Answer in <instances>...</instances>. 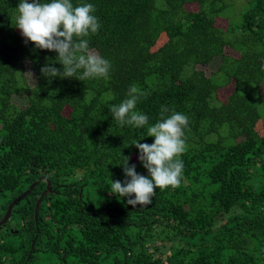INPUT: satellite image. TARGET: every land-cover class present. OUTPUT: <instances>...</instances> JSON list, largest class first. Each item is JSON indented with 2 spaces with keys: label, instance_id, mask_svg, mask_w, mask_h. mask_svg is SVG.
<instances>
[{
  "label": "trees",
  "instance_id": "trees-1",
  "mask_svg": "<svg viewBox=\"0 0 264 264\" xmlns=\"http://www.w3.org/2000/svg\"><path fill=\"white\" fill-rule=\"evenodd\" d=\"M246 1L224 29L226 0H72L94 5L100 28L85 39L111 64L108 79L82 81L42 75L63 70L58 53L26 42L19 0H0V220L38 178L53 187L37 220L45 181L0 226V264H264V95L241 88L264 82V0ZM216 57L208 75L200 66ZM132 85L147 93L135 110L149 125L162 106L188 117L179 186L134 208L110 192L127 157L149 175L131 144L154 142L147 125L121 126L110 111Z\"/></svg>",
  "mask_w": 264,
  "mask_h": 264
},
{
  "label": "clouds",
  "instance_id": "clouds-1",
  "mask_svg": "<svg viewBox=\"0 0 264 264\" xmlns=\"http://www.w3.org/2000/svg\"><path fill=\"white\" fill-rule=\"evenodd\" d=\"M16 8L18 15L15 26L26 42L31 41L37 48L58 53L57 60L63 70L46 64L41 68L42 75L49 78L75 77L82 81L109 78L110 62L92 51L88 39H85L90 34H96L100 28L98 18L93 15V4L74 6L72 0H19ZM146 95L136 85H132L127 98L110 107L118 124L136 128L147 125V136L154 137L151 144L138 140L131 143L139 150L138 159L149 175L137 173L136 165L129 166L127 157L122 165L126 179L123 183L115 180L110 184V192L119 197H128L127 204L133 208L150 204L157 188L179 186L183 172L180 157L186 150L183 129L188 125V117L175 111L166 116L169 110L162 106L160 119L149 125L148 116L135 110L138 99Z\"/></svg>",
  "mask_w": 264,
  "mask_h": 264
},
{
  "label": "rangeland",
  "instance_id": "rangeland-1",
  "mask_svg": "<svg viewBox=\"0 0 264 264\" xmlns=\"http://www.w3.org/2000/svg\"><path fill=\"white\" fill-rule=\"evenodd\" d=\"M228 4H230L223 12L222 15H225L224 17H219L218 18V24L220 27L226 29L228 28L229 23L232 22H237L239 19H241V11L246 7L247 9V1L246 0H226ZM190 8L193 9H197L198 5L197 4H191L189 5ZM19 32L21 33V31L19 30ZM227 53L229 55H237L236 52L232 51V50H228ZM221 64V60L220 58L216 57L208 66H200V68H203V70H205L207 72L208 75H212L220 66ZM32 73H29V81L32 82ZM243 87V89L245 91H248L250 93H260L262 95H264V82L261 83L259 86L256 85H252V84H245L243 86H241V88ZM235 85L234 82L222 87L221 89L218 90L216 97L218 99V101H223L226 100L228 95L234 90ZM16 101L19 103L21 100V97H16ZM261 113L263 115L264 110L261 107L260 108ZM262 123L261 125L259 124V126L262 129ZM180 243V242H179ZM172 242L169 241V244H166L165 242H162L161 240L157 242V246L160 247V251L159 253L162 254L161 256L166 258L171 256L172 254H170V247H171Z\"/></svg>",
  "mask_w": 264,
  "mask_h": 264
},
{
  "label": "water",
  "instance_id": "water-1",
  "mask_svg": "<svg viewBox=\"0 0 264 264\" xmlns=\"http://www.w3.org/2000/svg\"><path fill=\"white\" fill-rule=\"evenodd\" d=\"M42 181H45L47 182V187L46 189L41 193V195L39 196V198L37 199L36 201V204H35V219L37 220L38 219V216H39V211H40V208H41V205H42V202L44 200V197L46 195H48L50 192L53 191V187H52V183L50 181V179L46 176H42L40 178H38V180H36L35 182H33L30 187L23 193H21L19 196H17L8 206L7 210H6V213L5 215L3 216V218L0 220V226H2L3 224H5L8 219L11 217L12 215V212H13V209L14 207L16 206V204L23 200L24 198H26V196H28L31 191L35 188V186H37L39 183H41ZM37 230L39 231V228H37ZM36 238L37 236L35 237L34 241L32 242V247H34L35 245V242H36Z\"/></svg>",
  "mask_w": 264,
  "mask_h": 264
}]
</instances>
